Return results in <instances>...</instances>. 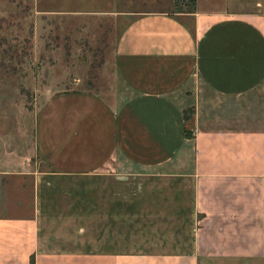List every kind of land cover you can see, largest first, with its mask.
<instances>
[{"label": "crops", "instance_id": "1", "mask_svg": "<svg viewBox=\"0 0 264 264\" xmlns=\"http://www.w3.org/2000/svg\"><path fill=\"white\" fill-rule=\"evenodd\" d=\"M33 138L0 264H264V0L132 18L109 95H54Z\"/></svg>", "mask_w": 264, "mask_h": 264}, {"label": "rangeland", "instance_id": "2", "mask_svg": "<svg viewBox=\"0 0 264 264\" xmlns=\"http://www.w3.org/2000/svg\"><path fill=\"white\" fill-rule=\"evenodd\" d=\"M195 0H0V213L30 204L40 107L66 91L109 95L114 48L127 23L152 12H189ZM5 199H10L8 210ZM12 208V209H11Z\"/></svg>", "mask_w": 264, "mask_h": 264}]
</instances>
